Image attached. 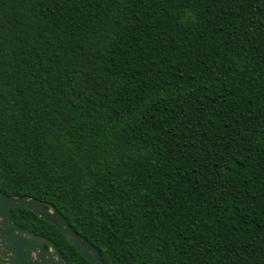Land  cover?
Returning <instances> with one entry per match:
<instances>
[{"label":"trees","instance_id":"1","mask_svg":"<svg viewBox=\"0 0 264 264\" xmlns=\"http://www.w3.org/2000/svg\"><path fill=\"white\" fill-rule=\"evenodd\" d=\"M0 191L104 264H264V0H0Z\"/></svg>","mask_w":264,"mask_h":264},{"label":"water","instance_id":"2","mask_svg":"<svg viewBox=\"0 0 264 264\" xmlns=\"http://www.w3.org/2000/svg\"><path fill=\"white\" fill-rule=\"evenodd\" d=\"M24 207L55 226L68 243L89 264H104L98 249L77 234L51 204L27 196H11L0 191V264H67L54 243L20 228L10 217V209Z\"/></svg>","mask_w":264,"mask_h":264}]
</instances>
